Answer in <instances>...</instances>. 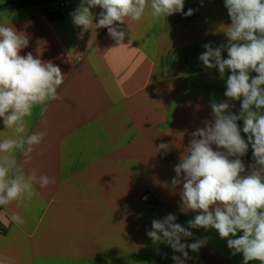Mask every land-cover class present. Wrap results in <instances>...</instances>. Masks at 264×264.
Returning <instances> with one entry per match:
<instances>
[{
  "label": "crops",
  "instance_id": "crops-1",
  "mask_svg": "<svg viewBox=\"0 0 264 264\" xmlns=\"http://www.w3.org/2000/svg\"><path fill=\"white\" fill-rule=\"evenodd\" d=\"M25 1L0 0V23L29 39L21 55L58 65L65 83L60 99L26 117L24 135L47 132L31 160L25 164L19 150L12 153L25 173L36 169L55 184H37L30 200L0 206V258L8 264H175L172 255L181 254L146 232L167 214L185 227L198 214L181 210L182 184L173 189L170 181L191 133L214 121L210 102L228 99L230 71L221 79L198 59L204 44L227 42L224 0H185L184 12L194 9L192 15L158 20L148 8L141 21L122 26L128 32L122 44L95 24L78 35L82 28L72 13L81 0ZM62 1L59 15H49ZM101 11L91 9L94 23ZM230 103L239 114L241 101ZM238 124L247 140L243 121ZM14 136L0 118V141ZM161 143L167 152L157 151ZM241 159L247 172L255 163L251 146ZM145 194L151 201L142 200ZM12 214L24 223L9 222ZM190 231L193 237L182 242L207 240L198 253L189 250L186 264H243V254L233 255L215 229Z\"/></svg>",
  "mask_w": 264,
  "mask_h": 264
},
{
  "label": "clouds",
  "instance_id": "clouds-1",
  "mask_svg": "<svg viewBox=\"0 0 264 264\" xmlns=\"http://www.w3.org/2000/svg\"><path fill=\"white\" fill-rule=\"evenodd\" d=\"M184 4L185 0H81L72 20L82 28L81 38L95 24L122 44L128 35L122 27L126 21H141L148 8L157 20L175 13L192 15L195 10L184 12ZM224 6L231 20L223 31L227 42L215 47L211 42L204 44L205 51L198 59L205 68L217 69L221 79L226 69L230 71L224 92L228 99L210 102L214 121L191 133L170 181L173 189L182 184L181 210L198 214L186 222L187 227L177 223L175 214H167L153 219L146 232L154 243H164L173 253L181 254L172 255L175 264H186L192 259L189 250L198 253L206 244L207 238L182 242L193 237L190 229L198 228L215 229L220 238L227 239L233 255L243 254V264H264V0H224ZM96 7L102 11L94 23L91 9ZM28 45L26 35L7 21L0 23V118L15 134L0 141V206L30 200L37 195V184L41 188L55 184L54 179L37 175L36 169L25 173L21 159L28 163L35 146L47 135L46 131L24 135L26 117L34 107L41 106L43 111L51 101L60 99L58 89L65 83V75L51 61L31 52L21 55ZM225 51L227 58L222 56ZM253 72L257 75L252 76ZM233 100L241 101L239 114L230 111ZM241 120L247 140L241 135ZM249 146L255 163L246 172L241 157ZM161 149L167 152L169 145L161 143L157 151ZM16 150L21 159L12 155ZM9 222L23 224L24 220L12 214ZM238 232L242 235L237 236ZM0 264H8V258H0Z\"/></svg>",
  "mask_w": 264,
  "mask_h": 264
},
{
  "label": "built area",
  "instance_id": "built-area-1",
  "mask_svg": "<svg viewBox=\"0 0 264 264\" xmlns=\"http://www.w3.org/2000/svg\"><path fill=\"white\" fill-rule=\"evenodd\" d=\"M65 5H66L65 1L60 2L58 8H50L48 10V14L51 15V16H58L59 12H60V9L63 8ZM142 200L151 201L150 195L149 194H145L142 197Z\"/></svg>",
  "mask_w": 264,
  "mask_h": 264
},
{
  "label": "trees",
  "instance_id": "trees-1",
  "mask_svg": "<svg viewBox=\"0 0 264 264\" xmlns=\"http://www.w3.org/2000/svg\"><path fill=\"white\" fill-rule=\"evenodd\" d=\"M45 1H55V0H26L25 2H29V3H42Z\"/></svg>",
  "mask_w": 264,
  "mask_h": 264
}]
</instances>
